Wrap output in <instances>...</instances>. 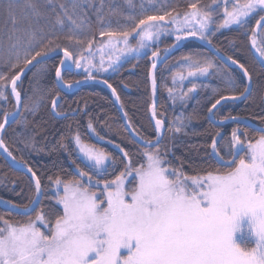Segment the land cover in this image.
<instances>
[{
	"label": "snow or ice",
	"instance_id": "snow-or-ice-1",
	"mask_svg": "<svg viewBox=\"0 0 264 264\" xmlns=\"http://www.w3.org/2000/svg\"><path fill=\"white\" fill-rule=\"evenodd\" d=\"M94 2L7 0L0 13L4 17L0 25V100L7 103L6 90L10 85L16 111H3L0 133L5 130V125L11 123L27 126L24 113L35 114L40 106V98L28 103L18 91L22 84L21 74L33 61L43 64L51 54L63 52L64 59L55 69L57 87L71 89L81 81L66 80L62 69L71 75L73 65L77 69L83 68L85 80H94L93 68L97 72L107 71L126 53L147 48L148 41L158 39L162 32L169 31L167 25L176 26V44L193 37L212 45L209 30L214 23L216 31L233 25L242 28L254 14L264 12V0H236L231 10L228 7L230 0H223L224 19L216 23L213 17L218 12L220 0H211L210 4L200 7L197 0V3L188 5L190 11L183 13L182 19L179 13L173 15L160 8L139 19L129 14L126 17L132 21L129 27L113 30L109 21V27L99 31L101 37H108L103 47L112 50L108 57L110 62L105 67L103 56L98 65L92 62L95 55L92 52L94 35L92 21L84 5L92 9ZM128 3L131 5V0ZM104 8L105 0H99V6L94 9L97 24L104 23ZM161 11L163 14H160ZM109 13L123 15L118 6L109 5ZM255 24L257 29L264 30V15H260ZM133 34L138 37L135 47L129 43ZM61 35L70 44L78 46L75 52L58 42ZM89 35L92 38H88ZM256 37V30L253 29L251 47L264 67V39L258 44ZM119 44L123 47H117ZM216 51L219 52V49ZM84 52L89 55L85 56ZM151 55L158 57L160 53L153 51ZM182 59L189 62L188 77L208 76L212 74L210 69H216L207 57L194 59L185 56ZM227 59L242 70L248 83L238 94L220 95L211 103L207 110L210 124L223 123L215 120L216 112L213 110L218 105L242 97L247 99L246 94L252 91L249 70L231 56ZM156 67L154 62L152 68ZM177 75L181 80L186 79L181 73ZM103 83L112 88L107 80ZM226 85L234 89L239 87L231 76ZM152 87L155 92V76ZM196 87L192 83L188 92H194ZM168 91L171 94L173 90L169 88ZM112 92L116 95L114 88ZM187 95L184 93L179 98L184 100ZM116 98L119 100L118 96ZM22 105L23 112L20 111ZM57 107L58 100H53V110ZM155 115L153 107V117ZM17 116L20 119H16ZM185 119L177 117L168 130L181 132ZM224 119L237 121L238 126L231 131L226 151L221 146L224 139L221 133L218 132L211 140V151L207 156L219 167L209 164L203 170L204 175L189 176L182 168L172 166L171 161L166 159V153L161 151L164 121L156 119L155 142L140 137L144 147L138 152L139 161H133L129 152L120 148L123 171L114 179H103L104 186L99 197L93 189L99 188L101 179L94 181L93 176L106 174L116 160L103 150L84 145L77 134L74 139L83 156L84 168L73 160L76 174L70 179L63 180L60 176L48 178L55 187L56 204L62 205V211L52 209L45 213L42 208L37 210L44 188L41 179L30 167L27 172L31 173V180L34 181V192L29 202L23 206L4 202L17 215L27 219L11 222L0 215V264H264V126L252 125L234 116ZM260 121L264 125V117H260ZM240 123H244L246 128H253L258 136L250 138L247 131L241 133ZM88 128L95 132L91 122ZM99 138L103 139L102 136ZM0 148L15 165L25 163L16 161L2 138ZM108 160L112 164L106 166L105 161ZM129 176L132 177V187H127L125 183ZM42 227L45 230H41Z\"/></svg>",
	"mask_w": 264,
	"mask_h": 264
},
{
	"label": "trees",
	"instance_id": "trees-1",
	"mask_svg": "<svg viewBox=\"0 0 264 264\" xmlns=\"http://www.w3.org/2000/svg\"><path fill=\"white\" fill-rule=\"evenodd\" d=\"M6 3L7 0H0V13L3 12ZM190 3H197V0H131V5L128 0H105L103 24L96 23L94 13L95 7L99 6V0H95L92 9L84 5L88 12V18L92 21L93 48L102 38L107 37H101L99 31L109 27V21L111 29L120 30L122 27H129L132 24V21L126 19L129 14L135 15L139 19L145 15L153 14L156 9L160 8L172 12L173 15L177 13L181 15L190 11L188 7ZM210 3L211 0H198V7ZM109 5L111 7L118 6L123 15H111ZM221 8L222 5L214 15L216 23L223 21ZM160 14H163V11ZM260 15L263 13L259 12L253 16L245 27L223 30L210 37L212 45L219 49V52L227 57L231 56L245 65L252 76L253 83L251 94L245 101L225 104L216 111L215 118L218 120L229 116L244 117L259 126H264L260 121V117H264V67L261 66L259 57L252 49L250 40L252 30L256 28L255 21ZM3 20V15H0V25L3 24ZM213 25L216 27L215 23ZM92 35H89L88 38H92ZM58 42L73 52L78 47L64 40L62 35ZM173 43L174 40L164 37L160 40L158 50L168 48ZM87 53L84 52V55ZM185 56H192L194 59L207 57L213 61L216 69H210L212 74L206 78L180 85L176 81L179 76L177 74L189 70L187 67L189 62L182 59ZM61 59L60 56H56L36 66L24 78L22 84L20 83L21 87L18 88V91L21 92L22 99L31 103L32 100L40 98V106L35 114L24 113L28 121L27 126L14 123L2 137L12 156L17 161L25 162L24 166L26 164V167L32 168L41 179L44 194L37 210L42 208L45 213H49L52 209L62 211L53 201V185L48 178L55 179L60 176L61 179L67 180L76 174L74 171L76 164L84 168L83 160L76 149L74 137L77 134H79L82 143L103 150L116 160L115 165L108 167L106 174L93 176L94 181L101 179L99 188H94V191L103 189V179H114L123 171V164L120 163L123 153L120 148L128 151L133 161L141 159L138 152L143 148L136 142L133 143L134 140L123 125L115 101L106 88L97 84H88L77 91L66 93L57 87L55 69L60 66ZM150 67L148 54L141 58L127 60L110 75L94 76L107 80L116 90L122 108L127 114L126 117L136 134L153 141L156 135L150 116V107L153 102L149 80ZM63 75L69 81L85 78L84 75L76 71L71 75L66 73ZM229 76L236 79L238 89L226 85ZM156 80L159 93L157 117L165 122L167 128L162 146H172V159L175 164L189 176L204 175L203 170L209 164L219 167L207 156V153L211 151V140L216 137L218 132L221 133L224 137L221 146L226 151L227 144L231 139V131L238 124L230 123L223 126L210 124L207 110L211 103L215 102V99H219L220 95L229 96L242 91L246 84L243 76L237 70L228 68L198 43L191 41L183 45L158 69ZM192 83L197 85L196 90L188 92ZM169 88L173 90L171 94L168 91ZM6 91L8 93L7 103L0 100V122H3L5 109L9 112L15 111V103L10 95L9 86ZM184 93H188V95L184 100H181L179 97ZM53 100H58V107L55 110L52 108ZM177 117L186 118L185 126L179 133L168 130ZM90 122L95 132L88 128ZM239 128L241 133L247 131L250 138L258 136L257 132L241 124H239ZM100 136L103 139H100ZM117 145L120 147L117 148ZM73 160L76 161V164H73ZM111 164L110 160L109 165ZM137 166L139 165L137 164ZM89 174L91 175V172ZM33 192L34 182L31 177L11 167L0 155V197L15 205L23 206L29 202ZM0 215L11 222L27 219L26 216L17 215L2 205H0ZM34 215L35 213H33Z\"/></svg>",
	"mask_w": 264,
	"mask_h": 264
},
{
	"label": "water",
	"instance_id": "water-1",
	"mask_svg": "<svg viewBox=\"0 0 264 264\" xmlns=\"http://www.w3.org/2000/svg\"><path fill=\"white\" fill-rule=\"evenodd\" d=\"M161 23H164V22H161ZM255 30H256V32L258 31V29L257 28H255ZM137 36L134 34V38H136ZM191 41H193V42H196V43H198L200 46H202L203 48H205L206 50H208V52L210 53V54H212L214 57H219V59L218 60H220L224 65H226L228 68H230V69H234V70H237L242 76H243V74H242V70L241 69H239V67L237 66V65H232L231 64V61H229L228 59H227V56H225V55H223L221 52H217L216 51V48L213 46V45H209L206 41H204V40H200V39H198V38H193V37H189V38H187V39H185V40H182L179 44H176V41H174V43L170 46V47H168L167 48V52L166 51H163V52H160V51H158L159 53H160V55L158 56V57H153L151 54L149 55V62L151 63V67H150V71H149V80H150V88H151V93H152V97H153V102H152V105H151V107H150V116H151V120H152V123H153V127H154V130H155V121H156V119H158V117H157V108H158V104H159V93H158V85H157V80H156V90H155V92H153V87H152V78H153V76H155V79H156V74H157V71H158V69L163 65V64H165L180 48H182V46L183 45H185L187 42H191ZM173 45H175V47H173ZM56 56H60L62 59H64V56H63V52H58V53H53V54H51L48 58H47V60L46 61H48V60H50L51 58H53V57H56ZM38 60H39V58H37ZM45 61V62H46ZM156 63L157 64V67L155 68V69H153L152 68V64L153 63ZM38 65H40V64H37V62L36 61H33V63L31 64V65H29L26 69H25V71H24V73H22L21 74V82L24 80V78L28 75V73L33 69V68H35L36 66H38ZM75 70H76V68H75V66L73 65V67H72V70H71V73H74L75 72ZM62 74H64V72H63V69H62ZM243 78L245 79V81H246V84L248 83V81H247V78L246 77H244L243 76ZM78 81H81V83H79L78 85H76V86H74L73 88H71V89H68V88H60V87H58L62 92H66V93H72V92H74V91H77L78 89H80L81 87H83V86H85V85H88V84H97V85H100V86H102V87H104V88H106L110 93H111V95H112V97H113V99H114V101H115V104H116V106H117V109H118V111H119V113H120V115H121V119H122V122H123V125H124V127H125V129H126V131L128 132V134L131 136V138L137 143V144H139V145H141V146H143L144 147V145H143V141L140 139V137L136 134V132L135 131H133V128H132V126L130 127L129 125H130V123H129V121H128V119H127V117L125 116V112H124V110H123V108H122V105H121V102H120V98H119V100H117V96H118V94H117V92H116V95H113V92H112V88H109L105 83H103V81H105V80H103V79H101V78H96V79H94V80H85V78H82V79H80V80H78ZM21 82H18V84H20ZM56 85H57V81H56ZM251 88H253V83L251 82ZM9 91H10V93H11V86L9 87ZM11 95V94H10ZM250 94H246V96H247V98H248V96H249ZM12 97V96H11ZM119 97V96H118ZM12 99H13V101H14V103H15V99H14V97H12ZM246 99L245 98H240L239 100H236V101H231V100H229V101H227V102H222L221 103V105H218L217 106V109H214L213 111H217L219 108H221L223 105H225V104H228V103H240V102H243V101H245ZM263 101H264V96H263ZM153 107L155 108V113H156V115H155V117H153ZM15 111H16V107H15ZM20 111H22V106H21V109H20ZM209 116V113L207 114V117ZM237 118H239L241 121H247V122H249L250 124H252V125H256V126H259V125H257L256 123H254V122H252L251 120H249L248 118H244V117H237ZM16 119H19V116H17V118ZM216 120V119H215ZM217 122H219V121H223V123H214V125H216V126H222V125H226V124H230V123H237V121H233V120H231V119H224V120H216ZM14 123H11V124H8V125H5V130L2 132V133H0V138H2L3 137V135H4V133H5V131L11 126V125H13ZM241 125H243V126H245V124L244 123H240ZM248 128H250V129H252L253 130V128H251V127H248ZM166 124H165V122H164V128L162 129V132H161V135L163 136V138H164V136H165V134H166ZM155 135H156V137H157V133H156V131H155ZM155 140H156V138H155ZM155 140H153V142H155ZM0 155L8 162V164L11 166V167H13L14 169H16V170H19V171H21V172H23V173H26V174H28L30 177H31V173H28L27 172V168L28 167H26V166H24V164H20V165H15L14 164V162H13V160H12V158L11 157H9L8 155H7V153L2 149V148H0ZM17 161V160H16ZM75 171V173H76V169L74 170ZM34 182V181H33ZM42 198H43V195L40 197V201H42ZM5 201H7V202H10V201H8V200H6V199H4V198H1L0 197V205H2V206H4L6 209H8V210H10V211H12V212H14V213H16L14 210H11L10 209V207H9V204H6V203H4ZM10 204H13L12 202H10ZM41 204V203H40ZM40 206V205H39ZM39 206H36L37 207V209H38V207ZM22 216V215H21Z\"/></svg>",
	"mask_w": 264,
	"mask_h": 264
},
{
	"label": "rangeland",
	"instance_id": "rangeland-1",
	"mask_svg": "<svg viewBox=\"0 0 264 264\" xmlns=\"http://www.w3.org/2000/svg\"><path fill=\"white\" fill-rule=\"evenodd\" d=\"M236 2V0H230V2H229V4H228V7H229V10H231V7H232V4H234ZM220 5H222V8H221V14H222V16H223V19H224V14H223V9H224V2H223V0H221V2H220ZM259 13V12H258ZM257 13V14H258ZM263 13V15H264V12H262ZM257 14H254L253 16H255V15H257ZM252 16V17H253ZM182 17H183V14H181V19H182ZM251 17V18H252ZM251 18H249L248 19V21L251 19ZM259 19V18H258ZM213 20H214V17H213ZM255 26H256V24H255ZM167 27H168V29H169V31H166V32H162L161 33V35L159 36V38L158 39H154V40H152V41H148L147 42V44H148V47L147 48H145V49H141L139 52H132V53H126L125 55H123V56H121V58H120V60L117 62V63H115V64H113V66L111 67V68H108V70L107 71H99V72H97L96 71V69L95 68H93L92 69V74L93 75H104V76H106V75H110V74H112V73H114L124 62H126L127 60H130V59H137V58H141V57H143V56H145V55H150L153 51H160V52H163V51H165V49H167V47H165V48H162V49H159L158 50V45H159V43H160V40L162 39V38H164V37H169L170 39H172V40H174L175 41V25H167ZM231 28H239V27H237V26H235V25H233V26H230V27H226V28H222V29H220V30H218V31H216V27L214 26V25H212V27L210 28V30H209V38L211 37V32H215V33H217V32H220V31H223V30H227V29H231ZM188 29H185V31H187ZM257 43L258 44H260L261 43V40L262 39H264V30H261V29H258V31H257ZM137 40H138V37H136V38H133V35L129 38V43H130V45L132 46V47H135L136 46V43H137ZM107 41H108V37H105V38H102L101 39V41L92 49V52L95 54L94 55V57L92 58V62L94 63V64H99V62H100V58H101V56H103V58H104V66L105 67H107L108 66V64H109V59H108V57H109V55H111L112 54V50L111 49H109V48H106V47H103V44H106L107 43ZM117 47H123V45L122 44H119V45H117ZM255 51V50H254ZM118 54V53H117ZM89 55V53H87L85 56H88ZM257 55V54H256ZM258 56V55H257ZM82 63H83V61H82ZM115 69V70H114ZM189 70H187V71H184V72H182L181 74H183L185 77H186V79H184V80H181L180 79V77L178 76L177 78H176V81H177V83L178 84H180V85H184V83H187V82H190V81H193V80H196V79H201V78H206V76H197V77H188L187 76V72H188ZM76 72H78L79 74H81V75H86V73H85V71H84V69L83 68H80V69H77L76 68ZM9 87H10V85H9ZM84 144V143H83ZM84 145H87V146H91V147H93L94 149H97L96 147H94V146H92V145H88V144H84ZM172 147V146H171ZM171 147L169 146H162V148H161V151H162V154H164V153H166V159L168 160V161H171V164H172V166H174V167H176V168H179L176 164H175V162L173 161V159H172V153H173V150L171 149ZM76 149H77V151H78V153H79V156H80V158L83 160V156H82V154L80 153V149H79V146L77 145L76 146ZM110 164V160H108V161H105V165L107 166V165H109ZM130 181H132V177L131 176H129L127 179H126V181H125V183H126V186L127 187H132L133 185L130 183ZM52 194L54 195V199H53V201L56 203V200H55V187H54V185H53V188H52ZM61 194H62V188H61ZM97 195H98V197H99V195H100V191H97ZM102 198V197H101ZM58 205V204H57ZM61 209H62V205H58ZM39 226V225H38ZM41 230H45L43 227L41 228Z\"/></svg>",
	"mask_w": 264,
	"mask_h": 264
},
{
	"label": "flooded vegetation",
	"instance_id": "flooded-vegetation-1",
	"mask_svg": "<svg viewBox=\"0 0 264 264\" xmlns=\"http://www.w3.org/2000/svg\"><path fill=\"white\" fill-rule=\"evenodd\" d=\"M216 119V118H215ZM216 120H218V119H216ZM224 120V119H223ZM223 126V125H222Z\"/></svg>",
	"mask_w": 264,
	"mask_h": 264
}]
</instances>
